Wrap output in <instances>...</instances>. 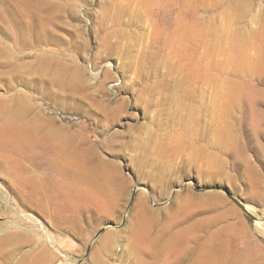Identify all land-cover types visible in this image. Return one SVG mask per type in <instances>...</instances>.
<instances>
[{
    "label": "rangeland",
    "instance_id": "1",
    "mask_svg": "<svg viewBox=\"0 0 264 264\" xmlns=\"http://www.w3.org/2000/svg\"><path fill=\"white\" fill-rule=\"evenodd\" d=\"M8 123L27 176L75 152L129 188L78 231L26 210L51 241L9 213L25 194L1 156L0 264H162L135 250L143 190L153 235L172 228L187 264L217 244L229 264H264V0H0V140Z\"/></svg>",
    "mask_w": 264,
    "mask_h": 264
},
{
    "label": "bare ground",
    "instance_id": "2",
    "mask_svg": "<svg viewBox=\"0 0 264 264\" xmlns=\"http://www.w3.org/2000/svg\"><path fill=\"white\" fill-rule=\"evenodd\" d=\"M11 124L13 123H8L4 128L3 140H0V157L7 158L12 162L11 166L14 167L12 169L16 171L15 175L12 174L13 183L25 194L24 200L18 199L23 209L21 213L16 209L17 204H14L13 200H8L10 205L8 211L11 215L20 214L24 219L32 221L36 226L34 229L37 230L35 234L44 239L49 240L50 238L51 241L53 239L49 236L47 227L39 221L38 216L25 212L26 210H38L53 226L54 224L57 225V228L59 226L60 230L70 228L76 231L80 229V226L75 218L81 219L83 212L86 210L102 219L104 216L116 215V210L120 207V202L128 191L129 182H120L119 179L122 176H110L109 170L102 169L100 171L96 166L99 164L91 157L81 156V153L75 152L70 154L63 152L56 154L51 159H46L41 167L40 176L29 177L27 175L31 166L21 163L23 153L22 133L20 134L19 131L15 130ZM109 176L110 178H108ZM136 202V209L140 208L142 210V214L141 211L136 213L139 224L136 228L137 232H135L138 240L136 252L146 258L162 261V264H187L190 259L188 255L190 246L180 241L176 242V249L179 251L180 256L161 257L165 249L176 244L167 238L168 234L170 237L175 233L172 232L171 228L166 233L153 235L151 225L148 224L150 213L147 207V192L143 190V194L138 197ZM245 208L248 212H251L248 206H245ZM53 210L57 211L60 216L55 217ZM13 221L18 220L15 218ZM256 222H258L257 226L264 227V223L257 216ZM12 228L23 230L18 222ZM181 231L193 233L195 229L185 227ZM112 236L113 232H109L104 236L97 248L98 252L111 250L114 246ZM14 237L19 239L22 238V235L17 233ZM13 239L10 236V242ZM18 242H20V239ZM221 247L217 244L210 249V254L207 255L206 259L197 260L194 264H225L224 259L221 258L223 253ZM174 251L176 252V250ZM224 261L228 263L226 260Z\"/></svg>",
    "mask_w": 264,
    "mask_h": 264
}]
</instances>
